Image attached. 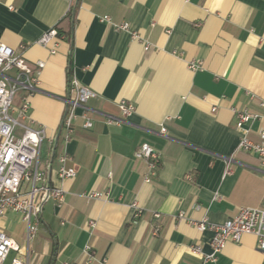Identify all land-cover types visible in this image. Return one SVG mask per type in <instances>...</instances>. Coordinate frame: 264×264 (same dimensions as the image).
<instances>
[{
    "label": "crops",
    "instance_id": "obj_1",
    "mask_svg": "<svg viewBox=\"0 0 264 264\" xmlns=\"http://www.w3.org/2000/svg\"><path fill=\"white\" fill-rule=\"evenodd\" d=\"M105 14L112 23L128 22L142 39L100 21ZM53 27L70 40L38 44ZM0 42L15 50L26 44L27 63H44L29 115L44 130L39 165L51 186L64 190L58 206L39 196L30 264H82L85 245L92 264H197L202 255L190 246L210 253L212 232L193 222L219 225L264 199V165L237 148L235 126L237 110L264 113V0H0ZM68 73L93 93L74 110L69 138L60 125ZM123 99L134 110L121 117ZM107 115L121 121L106 124ZM248 127L257 141L260 122ZM141 143L161 153L149 182L146 161L133 156ZM60 154L76 171L71 179L57 176ZM91 192L102 196L87 199ZM10 213L20 231L5 223ZM0 226L25 244L17 213L8 212ZM255 240L244 234L227 241L205 264H264Z\"/></svg>",
    "mask_w": 264,
    "mask_h": 264
},
{
    "label": "built area",
    "instance_id": "obj_2",
    "mask_svg": "<svg viewBox=\"0 0 264 264\" xmlns=\"http://www.w3.org/2000/svg\"><path fill=\"white\" fill-rule=\"evenodd\" d=\"M73 1V0H72ZM12 8V6H10ZM102 22L111 23L117 30L129 31L133 39L142 37L132 30L128 22L112 23L106 14L99 17ZM58 37L55 27L44 32L37 40L42 46H47L52 39ZM27 47L20 44L18 50L0 42V219L8 212L17 213L25 224V244L19 245L13 238L0 229V264H5L10 253L13 256L8 264H30V241L38 231L39 225V196L46 194L56 202L57 206L64 201V190L61 187L51 186L46 172L39 165L40 147L44 138V130L34 127L29 115L30 101L28 98L36 92L38 76L44 63L36 61L31 66L25 60L22 51ZM149 44L145 43V49ZM51 49L50 51H52ZM174 53V52H173ZM191 69H196V62H190ZM18 94L16 101L15 96ZM93 96V93L82 86L78 80L69 73L67 76L66 95L64 97L65 108L60 125L66 131L69 138L73 131V121L77 114V107H84L85 102ZM264 108V99L260 101ZM120 116L124 117L134 110V105L126 100L117 103ZM213 110L215 108H212ZM84 128H90L92 121L82 113ZM235 126L240 132L237 148L258 155L264 165V113L250 112L243 108L235 112ZM121 118L107 115L104 118L106 124L118 123ZM252 121L260 122L258 140L248 137V124ZM160 132L165 133V128L160 127ZM136 159L145 160L147 171L143 176L144 182H149L157 173L161 153L148 143H141L133 152ZM66 154L57 155V176L59 179L72 178L76 171L67 165ZM188 179L190 176H186ZM31 182L29 189L26 182ZM101 192H91L87 199L99 198ZM219 198V196H215ZM139 212V211H138ZM180 212L178 216L184 218ZM155 217L158 214L155 213ZM199 231L212 232L208 241L210 253L203 254L196 243L190 246L193 254L202 255V260L197 264H205L215 261L216 255L222 250L227 241L239 242L244 234H252L256 238L258 250L264 252V199L256 207H242L222 224H211L206 219L193 222ZM90 227L94 224L89 222ZM157 227L154 228L156 233ZM85 259L82 264H92L95 260L93 251L89 245L82 250ZM71 264V263H64Z\"/></svg>",
    "mask_w": 264,
    "mask_h": 264
},
{
    "label": "rangeland",
    "instance_id": "obj_3",
    "mask_svg": "<svg viewBox=\"0 0 264 264\" xmlns=\"http://www.w3.org/2000/svg\"><path fill=\"white\" fill-rule=\"evenodd\" d=\"M17 96H18V94L15 96V99L17 98ZM25 185H26L27 189H29L31 182L30 181L26 182ZM8 217H9L10 221L6 220L5 223H7V225H10V226L12 225L14 230L20 231L22 229V225H19L18 222H16V220H14L15 215L13 213H10L9 215H7V218ZM1 219H4V218H1ZM0 229H1V226H0ZM12 256H13V253H10L5 264H8L10 262Z\"/></svg>",
    "mask_w": 264,
    "mask_h": 264
},
{
    "label": "trees",
    "instance_id": "obj_4",
    "mask_svg": "<svg viewBox=\"0 0 264 264\" xmlns=\"http://www.w3.org/2000/svg\"><path fill=\"white\" fill-rule=\"evenodd\" d=\"M72 10V9H71ZM70 20H73V16H72V14H70ZM55 29H56V31H57V35L58 36H62L63 35V37H65L66 39H68V40H70V35L68 34V33H64V32H62L60 29H58V28H56L55 27ZM69 74V73H68ZM55 150V149H54Z\"/></svg>",
    "mask_w": 264,
    "mask_h": 264
}]
</instances>
